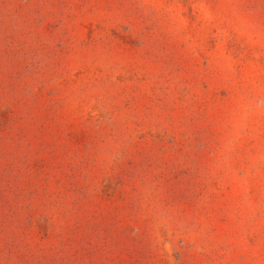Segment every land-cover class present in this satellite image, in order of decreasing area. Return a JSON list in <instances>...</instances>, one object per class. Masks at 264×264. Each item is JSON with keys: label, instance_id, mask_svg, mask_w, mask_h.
Listing matches in <instances>:
<instances>
[{"label": "rangeland", "instance_id": "1", "mask_svg": "<svg viewBox=\"0 0 264 264\" xmlns=\"http://www.w3.org/2000/svg\"><path fill=\"white\" fill-rule=\"evenodd\" d=\"M0 264H264V0H0Z\"/></svg>", "mask_w": 264, "mask_h": 264}]
</instances>
